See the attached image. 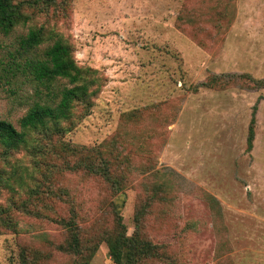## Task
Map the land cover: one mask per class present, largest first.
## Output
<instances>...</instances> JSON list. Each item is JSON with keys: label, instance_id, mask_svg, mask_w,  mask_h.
Masks as SVG:
<instances>
[{"label": "rangeland", "instance_id": "obj_1", "mask_svg": "<svg viewBox=\"0 0 264 264\" xmlns=\"http://www.w3.org/2000/svg\"><path fill=\"white\" fill-rule=\"evenodd\" d=\"M38 2L0 32V119L21 129L35 101L67 84L10 71L32 28L44 30L41 52L70 45L93 93L26 145L0 147V207L17 225L0 230V264H115L117 214L133 235L161 183L167 198L150 203L140 236L163 255L139 264H264V88L248 77L264 79V0ZM81 160L123 178L121 192L71 169ZM60 219L75 221L78 252L58 248L70 239Z\"/></svg>", "mask_w": 264, "mask_h": 264}, {"label": "trees", "instance_id": "obj_2", "mask_svg": "<svg viewBox=\"0 0 264 264\" xmlns=\"http://www.w3.org/2000/svg\"><path fill=\"white\" fill-rule=\"evenodd\" d=\"M44 1L49 3L53 0ZM38 3V0H0V32L9 34L17 26L26 24L31 17L25 11V8ZM44 41L45 33L43 28L30 29L27 35L20 40L19 48L14 53H11L10 71L22 70L23 72H28L33 80L47 85L48 89L53 83L61 80H66L67 84L58 87L51 100L45 102L35 101L20 119L21 129H18L6 119H0V147L6 152L17 150L26 145L30 131L45 129L49 122L58 123L61 120L68 119L75 104L78 102L85 103L93 93L90 90L92 82L86 76L88 73L78 66L70 45L62 38H57L41 52L40 46ZM21 57L24 58L23 61H21ZM248 77L255 85L264 88V79H256L249 75ZM218 81V77H213L211 83H217ZM254 139L255 118L253 117L249 128V148H252ZM104 167L107 166L104 165ZM80 168L88 173L102 175L115 192H121L124 183L123 178L111 176L104 168H99V166L86 160H81L71 166V169ZM23 182L22 176L18 180L16 178L15 182L12 181V177H9L2 181V185L10 188L13 183L21 185ZM167 191L168 187L161 183L152 192L148 203L143 205L135 216L136 229L133 235L128 234L123 217L117 214L116 233L107 239L109 254L115 264H139L143 260L162 257L160 246L143 239L140 236L142 231L140 228L143 216L150 203L164 201L167 198ZM58 197L62 198L60 195ZM27 212L38 215L32 210H27ZM57 222L70 234L69 241L66 244H60L58 248L63 251L78 252V228L75 221L60 219ZM1 228L17 229V225L10 216L9 210L2 207H0V230Z\"/></svg>", "mask_w": 264, "mask_h": 264}]
</instances>
